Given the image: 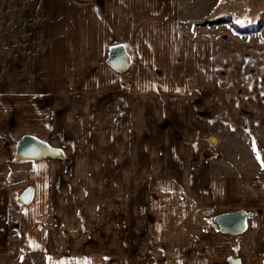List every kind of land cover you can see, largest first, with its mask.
Masks as SVG:
<instances>
[{
  "label": "rangeland",
  "instance_id": "obj_1",
  "mask_svg": "<svg viewBox=\"0 0 264 264\" xmlns=\"http://www.w3.org/2000/svg\"><path fill=\"white\" fill-rule=\"evenodd\" d=\"M182 8L179 13L164 14L166 19L161 25L148 13L149 26H139L147 22L143 16L135 27L128 26L131 20L136 21V15L133 19L129 13L130 21L113 27L107 12H101L100 20L95 21L93 11L67 10L79 23L71 31L64 24L55 29V36L67 35L70 39L59 43L55 52L58 70L55 69L57 72L51 78L52 93L23 99L21 93L38 90L40 80L42 85L49 82L50 76L34 72L36 45L28 42L34 36L46 40L49 24L41 20L37 22L40 27L33 26L36 24L21 27L18 12H0V147L15 155L19 139L32 130L30 126L34 122L39 124L36 132L40 136L67 153L65 159H58L57 171L50 173L56 182L51 211L46 217L57 218H45V229L52 234L48 250L22 251L17 237L20 217L28 219L31 229L37 230L40 222L37 217L41 215L35 206H23L18 201L25 188L34 186L32 179L39 173L33 168L39 162H31L32 168L24 172L22 183L15 181L11 192V249L0 251V264H232V261L264 264V205L246 211L248 229L238 236L221 233L214 217L224 210L216 204L217 207L198 204L197 217L184 223L176 215H168V212L177 213V204L165 211L171 204H164L161 193V185L165 186L162 178L167 175L157 167L161 168L168 160L167 155L157 154L161 144L158 148V143L155 144L156 151L152 159L148 157L149 162L143 155L144 162L154 163L151 168L154 172L136 175L139 185L135 189L120 190L122 173L115 170L117 156L112 144H108V137L101 138L102 130L110 133L116 127L117 112L112 105L118 96L124 103L121 119L127 123L121 124V128L125 126L142 136L147 134L145 138L157 132L182 137L178 123H164L161 116L162 111L168 114V107L175 111L178 105L183 108L180 112L189 118L185 123L187 131L196 129L197 148L204 151L207 163L212 159L222 163L212 171L225 169L264 179L261 163L264 161V0H182ZM178 15L180 22L175 26ZM82 20L88 25L80 27ZM119 41L127 45L134 58L131 70L118 73L123 79L115 87L123 90L115 92L107 88L106 92L89 93L106 103L105 127L81 122L82 118L72 121L71 114L77 110L67 104L70 98L65 94L77 92L86 99L85 88L90 81L87 77L83 80L82 74L78 77L69 74L72 64L83 62L78 48L87 45L93 53L95 49L101 51L103 43ZM41 46L40 56L48 58L47 44ZM74 56L79 60L75 61ZM46 61L43 59V63ZM101 61L103 64L104 60ZM66 64L69 68L64 67ZM96 71L97 65L92 67V72ZM50 107H54L52 111ZM35 109H41V114L35 115ZM131 116L137 117L128 123ZM21 120L28 125L26 129L18 125ZM82 166L88 171H82ZM128 174L132 179L136 173ZM150 179L155 187L142 186ZM85 183L87 187H83ZM84 191L88 192L87 196ZM70 201L72 213L67 206ZM82 210L86 216L78 219L76 214ZM132 214L138 218L137 222L132 220ZM143 215L148 217L151 227L146 220H140ZM133 225H136L134 229ZM250 232L257 236L251 233L244 242L249 249L257 242L255 252L247 251L242 243ZM226 245L237 248L224 252Z\"/></svg>",
  "mask_w": 264,
  "mask_h": 264
},
{
  "label": "crops",
  "instance_id": "obj_2",
  "mask_svg": "<svg viewBox=\"0 0 264 264\" xmlns=\"http://www.w3.org/2000/svg\"><path fill=\"white\" fill-rule=\"evenodd\" d=\"M182 9V0H71L70 2L68 0H65L64 4L62 3V0H0V12L19 13L20 21L18 26L31 27V25L36 24L33 26L40 27L41 25H37V22L46 20V22H48L47 24H49L48 27L50 28L46 40H42L40 36H34L33 41H28L33 42L36 45L34 53L37 55V57L34 56V60H36L37 62L35 64L34 72L38 75L50 76V79L47 80V82L49 81L50 83L48 82L42 85V83H40V80L37 83L38 90H34L33 92L29 91L27 93L22 92L20 98L23 99L27 96H34V98H37L45 95L46 93H52L51 88L53 84H51V78L57 72L55 69L58 70V67L55 64V61L58 60L55 52L56 50L58 51L59 43H62V41H68V39H70L66 37L67 35L64 37L55 36V29L59 24L61 26L64 24V26L71 28V31L76 27V23H79L77 19H74V15L72 14V12L67 10H72L75 12L81 11V13H84L86 11H93V15L96 18L95 21L100 20L101 12H107L110 18H112V20L110 21H112L113 27L117 25L121 26L124 23L123 21H128L129 13L130 17H132L133 19L136 15V21L131 20L128 26L135 27L137 25L136 23L141 21L140 18L143 16V19H146L145 21L147 22L146 24H139V26H149V22L151 21L148 20L150 17L148 13H152V20L154 22H158L157 25H161L165 22L166 19L164 14L167 15L168 12L179 13L180 11H182ZM31 13H33V16H31ZM37 13L40 15L39 17H37ZM175 17L176 18L174 19V25L177 26V23L180 22L179 15ZM102 21H105V19H103ZM85 22L86 21L82 20V23L79 26H87L88 24ZM81 39L86 38L81 37ZM80 43L82 44V42ZM43 44H47V47L45 49L49 52L48 58L40 56V52L42 49L41 45ZM115 44H123L125 46L127 52L132 58L133 64V54L129 52V48L127 47V45L121 41L108 45H105V43H103L101 51H95V49L93 50V53L91 52L92 50L88 51L89 46L87 47V45L78 48L77 52L81 53L80 60H83V62L80 61V64H78L77 66L75 64H72V71L70 68L69 74L71 75V77H78L82 74V77H84L83 80L87 77L90 81H88L87 87L85 88V92L87 93L86 99H82L81 96L77 94V92H73L71 95L70 93L65 94L70 98L67 104L70 107L72 106V109L77 110L74 114H71L72 121L78 120V118H82V120L80 119L81 122L87 121V123L95 125L100 124V127H105L106 103L101 99H95V97H93L89 93L106 92L107 88L109 90L114 89L115 92L116 89L120 91L123 90L122 87H115L117 83L121 82V80L123 79V75H119L112 68H107L104 64L108 59L111 47ZM76 57L77 56H74L73 59L75 61H78L79 59ZM43 59L47 60V63H43ZM101 60H104L103 64H101ZM68 65L66 64L64 65V67L69 68ZM95 65L98 66V71H96V73H93L92 67ZM114 101L115 102L112 107L117 112V115H115L114 118L115 123H117L116 127H114L113 131L110 130V133H103L102 130V133L100 134L101 138L104 140H106V137H108V139L110 140H108V142H110L108 144H112L111 147L113 146L112 148L115 151L114 156H117L115 161V170L120 169V172L122 173L120 190L127 188L135 189V187H138L139 185L137 182L138 177H136L137 179H135V176L140 173L153 171L151 168L152 166H154V163H151V165H149L148 157H150L151 159L153 158V154L156 151L155 144L158 143V148L160 143L162 149L158 150L157 154L167 155L168 158V160L164 162V166H162L161 168L157 167L159 171H162V173L167 175L165 176L166 178L161 177L163 179V182H165V186L161 185V188H163L161 189V193H163V198H165L164 204H171L169 205L168 210L166 209L165 211H169L172 208V205L177 204V213L168 212L169 216L171 214H174L177 216V219L183 221L184 223L186 221H191L193 218L197 217L196 209L197 205H200V203L205 205L213 204V206L215 207L218 206L224 210V213H233L240 210L251 212L264 205V179L262 178V176L257 175L250 177L248 175H243V173H232L226 171L225 169H222V171L224 170L223 172L212 171V168L216 169L218 164L222 163L216 159H212L211 162L207 163V157L204 151L201 152L199 148H197L196 138L198 134L196 129H194L193 132H190L187 131L185 127V123L188 122L189 118L185 117L183 112H180V109L183 110V108L177 105V107H175V111L173 110V108L172 110H170L171 107H168V114L163 111L161 112L164 123H167L169 121L178 123V127L182 130V137L177 138L169 132H163L161 134L160 132H157L158 134L156 135L151 133V138H145L144 136H147V134L142 136L137 132L131 131L125 126L124 128H121V124H127L123 123L125 121L121 119V109L123 108L124 103L121 100V96H118V98H116ZM120 101L122 102V104L120 103ZM52 108L54 107H50V111H52ZM41 111V109L39 111H36L35 109L34 114H41ZM82 111H85V113L83 114ZM136 117L131 116V119L127 120V122H134L132 120ZM194 117L195 116H191V118H193V120L196 122L197 119H194ZM23 121H19L18 125L21 127V129H26V126L28 125H24L25 123ZM30 127L32 130H30L29 132H25L23 135H34L47 142L45 138H43L42 136H40V134H38V132H36V130L40 129L39 124L33 122L32 126ZM157 135L158 137H156ZM143 139L145 140V142H143ZM49 144L54 147L51 143ZM10 152L11 151H9L8 149L0 147V251L11 249V242L9 239V229L11 222L10 196L12 194V190L16 186L15 181H17V184H19L20 182L22 183V175L24 174V172H26V170L32 168L29 166L31 162L15 163V155L14 153L12 154ZM188 152L190 153L189 157L187 156ZM64 154L65 156H67L66 152H64ZM143 155L145 156V161L147 159V163L143 161ZM196 155L201 156L203 160L206 161V163L204 161H199L200 158L198 156V160ZM57 161L59 160L50 158L43 159L41 161H38L40 164L38 165V167L33 166V168L37 169L39 173L38 175L36 174L34 179H32L34 182V186L32 187H34L35 189V198L32 204H30L28 207L35 206L34 208H36V211L40 213L41 216L37 217L39 219L38 222L40 221L38 223L39 226L37 230L35 227L31 229L28 219H26L25 217H20V230L17 237L19 239V246L22 251H47L48 246L51 245L48 242H50L52 234L50 236V232L45 229V220L50 218H57V216L54 217L53 215V217H46V214L50 213L51 211V203L54 194L53 189L55 188L56 182L53 179V176L50 175V173L51 171H57ZM81 170L88 171L87 167L85 166H82ZM130 172L136 173L132 176V179H130L128 174ZM71 173H73V169L71 170ZM153 177L154 176H152V178ZM153 180L150 179L149 183L142 186H149V188L155 187L150 184ZM85 182L89 184L88 181ZM86 183L85 185H83V187H87ZM123 191V193H125V190ZM84 193L86 196L88 195V192L84 191ZM123 193L121 192L122 195ZM122 195L120 197H122ZM130 195H132L131 192ZM130 195L129 197L131 199L132 196ZM174 199L176 200V202H173ZM214 204H216L217 206ZM68 205L70 206L69 213H72L71 201L70 203L67 202V206ZM76 216L78 219L79 217L81 219H84L86 215L82 210V212L76 214ZM135 216V214H132V220L137 222L138 218L136 219ZM146 216L143 215L140 220L147 221L148 217ZM162 219H164V217H162ZM148 221L147 224L149 225ZM47 225L50 226V224ZM135 227L136 225L132 226L133 229ZM149 227H151V224L149 225ZM250 234L252 236L254 234V236H257L256 233L250 232L243 239L242 243H244V248L247 251L251 250L255 252L256 250H258L257 242L255 243V246L252 245L251 247L249 245L251 247L250 249L244 242ZM255 239H257V237H255ZM236 248L237 247L235 246L230 247L226 245L223 249L224 252H227L230 250L235 251Z\"/></svg>",
  "mask_w": 264,
  "mask_h": 264
},
{
  "label": "water",
  "instance_id": "obj_3",
  "mask_svg": "<svg viewBox=\"0 0 264 264\" xmlns=\"http://www.w3.org/2000/svg\"><path fill=\"white\" fill-rule=\"evenodd\" d=\"M107 65L117 73L127 72L132 65V58L123 44H115L111 47ZM65 159L62 150L52 147L49 143L34 136H22L16 146L15 162H38L43 159ZM35 198V189L32 186L26 188L18 197L23 206L32 204ZM249 216L244 210L233 213H223L214 218L215 224L224 235L238 236L248 229ZM232 264H240L239 261H232Z\"/></svg>",
  "mask_w": 264,
  "mask_h": 264
},
{
  "label": "snow or ice",
  "instance_id": "obj_4",
  "mask_svg": "<svg viewBox=\"0 0 264 264\" xmlns=\"http://www.w3.org/2000/svg\"><path fill=\"white\" fill-rule=\"evenodd\" d=\"M258 159H259V154H258ZM262 165H264V161H261Z\"/></svg>",
  "mask_w": 264,
  "mask_h": 264
}]
</instances>
